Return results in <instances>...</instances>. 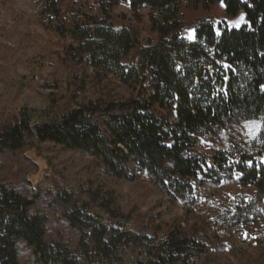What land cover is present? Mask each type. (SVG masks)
Here are the masks:
<instances>
[{"label":"trees","instance_id":"16d2710c","mask_svg":"<svg viewBox=\"0 0 264 264\" xmlns=\"http://www.w3.org/2000/svg\"><path fill=\"white\" fill-rule=\"evenodd\" d=\"M40 1L43 28L79 37L80 44L67 55L105 73L96 80L103 97L67 107L87 83L75 74L63 97L52 96L45 105L25 99L8 125L1 121L11 114L3 101L0 148L16 151L35 139L82 152L101 161L120 182L145 172L174 198L231 179L256 191V199L245 209L237 207L235 216L264 204V163L246 154L231 161L226 154L212 156L199 149L200 137L258 121L261 129L252 145L264 153V0H188L189 6L205 9L223 2L228 15L243 11L247 21L238 29L220 23V32L214 23H201L193 43L182 37L181 0H109V6L127 1L133 12L156 13V44L131 26L116 28L107 19L92 18L84 7L74 12L63 7L64 0ZM116 83L128 95L118 92ZM98 114L103 115L100 122ZM86 194L65 215L81 235L76 253L46 241L49 218L36 208V199L0 183V264H20V242L32 250L36 264H200L210 255L206 231L196 225L192 233L180 222L151 231L146 223L145 231L136 230L121 203L111 209L99 188ZM71 196L60 195L67 203Z\"/></svg>","mask_w":264,"mask_h":264},{"label":"rangeland","instance_id":"374dc122","mask_svg":"<svg viewBox=\"0 0 264 264\" xmlns=\"http://www.w3.org/2000/svg\"><path fill=\"white\" fill-rule=\"evenodd\" d=\"M63 2L64 8L75 12L84 7L94 19H107L116 28L131 26L150 36L155 44L159 41L160 31L153 23V18H159L150 10L133 12L127 1L115 6H109V0ZM180 12L185 26L182 37L190 43L196 41L201 23H214L220 32V23L238 29L247 22L243 11L236 17L228 15L223 2L205 9L203 5L193 8L188 0H181ZM43 23L42 1L0 0V104L6 101L11 111L9 117L1 119L4 125L14 122L17 107L27 98L45 105L52 96L63 97L75 74L87 83L76 91V99L67 107L76 109L80 103L103 97L96 80L105 73L67 55L71 46L80 44L79 37L58 35L43 28ZM115 88L128 95L127 88L117 83ZM102 119V114L96 116V122ZM260 129L258 121L227 126L209 137H200L199 149L212 156L226 154L231 161L246 154L264 163V153L259 154L252 145ZM31 143L16 151L0 148V183L36 199V208L49 218L47 242L79 252L81 235L69 227L65 215L74 209V203H82L88 189L94 187L99 188L103 199H108L111 209L121 203L130 212L136 230L145 231L146 223L150 231L159 226L166 229L175 222L185 224L187 233H192L193 225L202 228L211 252L200 264H264V204H253L248 214L235 216L237 207L245 209L256 199L253 188H242L230 179L199 185L194 195L174 198L155 186L145 172H137L130 182H120L107 173L101 161L82 152L41 145L35 139ZM66 192L72 194L70 203L60 197ZM19 254L20 264H36L32 250L24 242L19 243Z\"/></svg>","mask_w":264,"mask_h":264},{"label":"snow or ice","instance_id":"6c2138e0","mask_svg":"<svg viewBox=\"0 0 264 264\" xmlns=\"http://www.w3.org/2000/svg\"><path fill=\"white\" fill-rule=\"evenodd\" d=\"M241 20H243V17H241ZM227 68H228V66L226 65V66H225V69L227 70Z\"/></svg>","mask_w":264,"mask_h":264}]
</instances>
